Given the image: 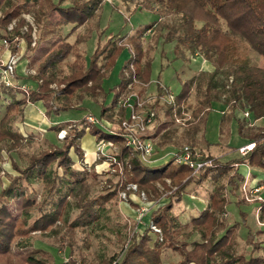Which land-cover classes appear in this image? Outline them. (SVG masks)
I'll return each mask as SVG.
<instances>
[{
    "label": "trees",
    "instance_id": "16d2710c",
    "mask_svg": "<svg viewBox=\"0 0 264 264\" xmlns=\"http://www.w3.org/2000/svg\"><path fill=\"white\" fill-rule=\"evenodd\" d=\"M101 2L102 0H0V40L11 43L13 47L15 39H22L24 53L38 50L50 34L46 28L49 25L47 18L52 12L58 14V28L72 25L69 31L71 35L87 25L96 10L101 8ZM137 5L139 10L160 19L137 30V36L129 39L132 47L130 58L119 70V83L113 89L111 105L99 108V119L112 121L109 110L116 108L121 94L133 80L140 83L148 81L152 50H144L141 39L147 28L150 31L155 29L154 41L158 42L162 38L163 44L173 45L174 61L188 63L190 57L199 54L214 69L211 73L200 72L195 78L197 85L194 105H189L193 121L189 124L190 129L186 135L193 138L198 124L204 123L212 108L222 107L230 112L221 114V133L228 132V124L234 119L237 134L246 139L248 144L253 143V148L239 161L223 163L205 155L202 158L212 160V166L203 168L194 176L186 165L175 164L173 159L158 166L143 163L137 151L122 144L120 128L104 131L96 124L72 127L70 122H64L69 131L62 146L49 145L45 150L29 154L23 168H19L15 162L11 163L16 175L10 178L6 187L0 189V264H55L51 254L31 247V235H57L62 230L59 225L66 222V215L70 210L69 198L72 197L78 213L66 223L64 233L73 238L77 229L97 223L105 206L120 192H126V187L130 184H134L147 197H158L157 200L160 196L157 184L164 185L170 192L167 196L169 202L150 214V223L159 229L162 238L159 240L156 234L157 237L153 240L149 235L151 230L147 228L140 235H132L125 249L103 259L101 264H163V258L168 252L179 258L176 264H264V240L258 239L259 236H264V229L255 232L247 230L245 244L251 247L250 253L247 256L243 253L236 254L231 247L237 242L238 230L241 227L248 229L247 213L239 210L241 221L232 224L221 217L229 204L227 191L233 193L228 187H233L236 191L244 181L235 167L245 165L264 171V127L254 131V127L244 126L252 121H264V67L253 64L240 51V45L243 44L258 56L264 57V0H139ZM24 14H30L35 22L36 40L33 47L32 28L28 27L24 33L21 30L26 25ZM163 16L177 18L178 22L175 25L160 23ZM222 22L225 29L222 28ZM12 23L14 27L8 30ZM197 23L202 24L200 28H197ZM89 38L90 32H78L73 44L63 41L46 54L44 61L34 70V75L25 79L31 81L34 87L29 90L28 96L17 98L16 94H10V103L0 118V147L5 145L6 151L10 153L18 148L31 146L30 142H24V136L13 127L17 115L20 121L23 120V109L28 104L41 102L45 115L50 118L73 110L74 99L80 101L87 97L96 100L103 93L105 101L103 80L107 73L113 71L125 48L117 46L114 41L115 38L122 37L110 36L104 44H97L87 61L80 53L79 45L86 43ZM71 54L75 59L69 71L63 73L60 70L58 73V67ZM102 59L106 61L103 68L100 66ZM129 64L135 71L128 72L129 75L126 76ZM222 77L225 79L227 95L224 104L219 102L221 93L217 86ZM179 84V92L173 95L174 104L159 105L163 115L172 122L175 115H180V108L187 104L191 95V81H180ZM156 88L158 98L166 95V90L159 83ZM4 93L9 94L6 90ZM159 99L150 105L152 109L159 104ZM239 112H247L249 120L242 118L243 121H240L236 117ZM80 121L84 125L86 120L81 118ZM63 124L52 127L51 131L64 130L65 128L61 129ZM86 128L96 138V142L107 141L118 147V152L113 156L116 164L112 165L113 169L119 170L118 181L113 184L107 180V192L92 196L87 194L85 185L87 173L75 171L70 155L72 152L78 159L83 158L80 140L86 134ZM188 147L195 151L190 144ZM172 165L174 167L170 169ZM229 171H233L230 176ZM166 180L170 181L172 189L166 186ZM209 181L214 185L209 193V204L189 223L192 232L198 233L201 241L189 244L181 239L184 235L180 221L172 214V210L182 200L189 184L201 186ZM36 182L43 184L39 201L38 192L33 187ZM245 204L242 197L236 201L239 209ZM254 209L259 210V218L264 222V199L256 202ZM33 212L35 214L31 219ZM69 264L78 263L70 258Z\"/></svg>",
    "mask_w": 264,
    "mask_h": 264
},
{
    "label": "rangeland",
    "instance_id": "374dc122",
    "mask_svg": "<svg viewBox=\"0 0 264 264\" xmlns=\"http://www.w3.org/2000/svg\"><path fill=\"white\" fill-rule=\"evenodd\" d=\"M53 1L56 2L57 0ZM138 1L139 0H102L101 8L96 10L87 25L80 27L71 35L69 34V31L71 30L72 25L58 28L56 26L58 14L52 12L47 18V23L49 25L46 28L47 32H50V34L38 50H29L24 53V42L22 39L19 41H17L18 39H15L14 41L16 44H12L13 47L10 45L11 43L6 41L7 44L5 45L2 43L5 40H0V71L8 65L11 56L16 57L17 59L10 76L12 84L9 86L0 82V93H4L5 90L9 93H4L5 95L0 94V118L4 114V109L7 104L10 103L11 93L16 94L17 98H22L23 96L27 97L29 90L34 88L32 87L33 83L25 79L28 78L27 76L34 75V70L44 61L46 54L56 49L63 41L73 44L78 32L81 34L90 32V38L87 42L79 45V51L84 55L87 61L97 44H104L110 36L122 37L121 39L115 38L114 41L117 43V46L125 48V53L124 56L119 59V66L114 68L112 72L107 73L103 80L102 89L105 94V101L103 100V93L96 100L87 97L80 101L74 99V109L67 113H61V120L67 117L69 120L67 122H70L72 127H83L86 124H96L104 131H115L120 128L122 120L127 116V111L118 105V101L116 103V108L109 110L112 117V121L110 122L99 119V108L104 105L108 107L113 101V89L119 83V67H121L125 61L129 60L132 52L129 39L137 36V30H141L145 26L157 22L160 19L152 16V14L148 12L139 10L137 7ZM23 18L25 19L26 25L21 30L24 33L27 32L28 27L32 28L31 36L33 42L31 45L33 47L36 40L35 22L30 14H24ZM161 22L164 24L171 23L175 25L177 24L178 19L171 16H163L160 23ZM223 24L224 23L222 22V28L225 29ZM201 25V23L196 24L197 28H200ZM13 27L14 23L8 26V30H11ZM154 32L155 29L150 31L147 28L141 39L143 49L146 50L147 48H151L152 50L149 78H151V80L159 79L161 83L163 82V84L165 83L172 87L174 86V80L176 81V79L179 82L188 80L192 82V89L187 104L180 108V115H175L173 122L163 115V110H160L159 105L165 102L161 100L162 97H159L160 99L158 98L157 91L154 89L158 83L157 81L151 83L153 91L144 93L136 92L134 87L137 84L139 85L140 82L134 83L132 81V83L129 84L131 85V89H128V85L126 91L121 94L120 98L129 96V92L137 94L141 98V101L145 102L146 107L155 112V119L148 128L145 129L143 134V136L150 139L153 144V154L149 158L152 163L145 164L155 166L158 163H166L170 159H173L172 155L175 154L176 151L182 150L184 146L188 147L189 144L193 146L195 152L202 155V157L205 155L212 156L215 159L218 157L219 159L216 160L223 163L228 161H239L242 155L238 152L240 145L237 138L239 135H237V124L235 120L233 119L229 122L227 127L228 132L223 131L221 133L220 131L221 114L229 113V109L222 107L212 108L207 114L204 123L198 124L195 136L190 138L186 135L190 129L189 124L193 121L191 115L192 109L189 105L192 107L194 105L197 85L195 78L200 72H213V67L210 66L207 61L202 59L199 54L190 57L188 63L174 61L172 54L173 45L163 44L162 38H160L158 42L154 41ZM240 51L243 55L248 56L253 64L258 67H264V57L258 56L243 44L240 45ZM74 59V55L71 54L58 67V73L60 70H62L63 73H67ZM105 62V59L101 60L100 66L102 68ZM134 71V67L129 64L125 75L128 76V72L132 73ZM217 86L218 92L221 93L219 102L224 104L227 95L225 94V79L223 77L218 80ZM53 88L57 89L55 86ZM174 91L173 95L179 92V90ZM166 92L170 93L169 91ZM157 99H159L160 102L155 109H152L150 105L157 101ZM147 108L140 110V114L148 110ZM38 115L39 116L36 117L35 112L34 114H29L27 112L22 121H20V117L17 115L16 122L13 124V127L17 128L24 136V142L27 141L31 143L30 147L18 148L8 153L6 151V146L1 145L0 189L6 187L10 178L16 175V172L12 169V162H15L19 168H23L26 165L28 155L31 153H37L40 150H45L49 145H53L49 144V142L54 143L59 147L62 146V141L67 136L69 128H66L63 124L64 122H62L63 126L61 129L65 128L64 131L66 133L64 137L61 138L60 132L63 130L51 132V128L47 121L50 120V118L45 115V112L44 115ZM236 117L240 121H243V112L237 113ZM81 118L86 120L84 125L81 124ZM89 118H93L94 122H89ZM244 126L245 128L254 127L252 130L256 131L264 127V121H252ZM88 130L89 129L86 128L87 132ZM161 138H164V140L161 141ZM100 142H96L93 153V163H100V161L107 162L109 167L106 170L101 171L99 166L96 167L99 164L91 167L93 163L91 165L86 163V161L83 160L86 158L85 152L82 155L83 159H78L72 154V152L70 153L74 161L73 168L75 171L87 173L85 185L89 196L107 192V180L114 184L119 179V175L117 174L119 170L113 169L112 166L113 164H116L113 156L118 152L117 145L109 142L112 146H101L102 153L100 154L98 153V144ZM122 144L124 145L123 140ZM238 166L240 165H237L235 169H237ZM172 167H174V165L170 166V169H172ZM247 168L251 171L247 170L244 181L239 184V189L235 191L233 187H228L232 189L233 193L227 191L229 204L225 208V213L221 214V217L226 218L228 224H232L233 222L241 221L239 210L246 212L248 227L251 228L250 231L255 232L264 229V222L259 218V210H254V206L251 204H255L264 199V197L261 196V192L264 191V186H258L256 184L251 185L252 180H254L252 176L264 181V171L257 168ZM232 172L233 171H229L228 176H230ZM222 182L224 183L225 181L222 180ZM133 185L134 184L128 185L126 187V192H120L118 196L113 198L112 201L105 206L101 218L97 223L77 229L74 232L73 238L68 237L64 233L66 223L70 222L78 213V209L76 208L72 197H70V210L66 215V222L59 225L62 230L59 231L57 235H42L34 233L29 240L31 247L42 249L51 254L55 264H69L70 258L71 260H75L78 264H101L103 259L110 258L125 249L129 244V238L132 235H140L146 231L147 228H150L151 231L149 232V235L153 240L156 239V234L160 240L162 234L159 232V229H153V226L150 223V214L169 202L167 196L170 192L166 190L164 185L157 184L156 188L160 194L159 199L157 200L158 197H147L143 191H139L137 188L136 190H131L130 188L133 187L130 186ZM166 186L168 188L171 187V189L173 188L169 180H166ZM33 187L38 192L37 201H39L42 197L41 194L43 193V184L41 182H36ZM259 187L260 193H255V188ZM213 188L214 185L211 181L205 182L201 186H196L193 183L189 184L184 190L182 200L174 205L172 214L177 216L180 221L181 232H183L184 235L181 239L189 244L201 241L200 235L192 232L189 223L193 217L197 216L198 213L208 206L209 193ZM241 197L246 204L240 206L239 209V207L236 206V201ZM258 197L261 199L258 200ZM34 214L35 212L32 213L31 219H33ZM239 230L240 232L237 242L231 247V250L236 254L243 253L247 256L250 253L251 247L245 244L246 231L243 230L242 227ZM218 234H220V232ZM258 239L264 240V236H259ZM178 261L179 258L172 255L170 252H168L163 258V264H176Z\"/></svg>",
    "mask_w": 264,
    "mask_h": 264
},
{
    "label": "built area",
    "instance_id": "2783aa9c",
    "mask_svg": "<svg viewBox=\"0 0 264 264\" xmlns=\"http://www.w3.org/2000/svg\"><path fill=\"white\" fill-rule=\"evenodd\" d=\"M3 44H7L6 41L2 42ZM17 62L16 57L11 56L9 63L3 70L0 71V82L4 85H11L10 76L12 74V70L14 64ZM135 83V80H133ZM129 90L131 89V85L128 86ZM130 95L127 97H121L118 99V105L127 111V116L121 122V139L124 142V145L128 148H131L139 153V158L143 163H152L149 158L153 154V144L152 141L143 136L145 129L152 123L155 119V112L146 107L145 102L141 101V98L132 92H129ZM163 102L167 105L174 104V96L172 93H167L164 97L161 98ZM143 108H147L144 113L140 114V110ZM243 116L246 120H249V114L247 112L243 113ZM89 122H94L93 118H89ZM65 131L60 132V137L63 138L65 135ZM98 147V153H102L101 146L108 145L109 142H100ZM254 144L249 143L245 146H242L238 149V152L244 156L248 151L253 148ZM175 164H183L186 165L191 171L192 175L196 176L203 168H208L212 166V160L203 159L202 155L191 150L190 147L184 146L182 150L178 153L172 155ZM131 190H136V186H130ZM255 193H260V187L255 188ZM260 200L261 198H257ZM257 200V201H258ZM155 229V227H153Z\"/></svg>",
    "mask_w": 264,
    "mask_h": 264
},
{
    "label": "crops",
    "instance_id": "0c3cea01",
    "mask_svg": "<svg viewBox=\"0 0 264 264\" xmlns=\"http://www.w3.org/2000/svg\"><path fill=\"white\" fill-rule=\"evenodd\" d=\"M124 53H125V51H123L122 53H121V55H120V57L117 59V61H116V65H115V68L117 67V66H119V59L120 58H122L123 56H124ZM210 65V64H209ZM211 66V65H210ZM119 68H121V67H119ZM172 77H173V74H172ZM154 81H157V80H151V78H149L148 79V81H147V83L145 84V83H140L139 85L137 84L135 87H134V90L136 91V92H139V93H144V92H150V91H153V88H152V86H151V83H153ZM160 81V80H159ZM159 81H157L160 85H161V87L163 88V89H165L166 91H169L170 93H172V94H174V90H179L180 89V84H179V81L176 79V81L174 80V86L172 87V86H170V85H166L165 83L163 84V82L161 83V81L159 82ZM157 83V84H158ZM142 84V85H141ZM141 87H143V88H141ZM156 91H157V88H156V86H155V88H154ZM146 90V91H145ZM1 95H5L4 93H0ZM219 108V107H218ZM35 109V110H34ZM221 111H223V110H221ZM220 111V112H221ZM29 113V114H31V113H33L34 114V112H35V116L36 117H38L39 115L38 114H42V115H44V112H45V109H44V107H43V104L41 103V102H38V104L36 103V104H28V105H26L25 107H24V109H23V119H24V115H26V113ZM61 118H62V116H52V117H50V120H47L48 121V125L50 126V128H52V127H54V126H56V125H58V124H62V122H67V121H69L68 120V118L66 117V118H63V120H61ZM51 132H54V131H51ZM87 132V131H86ZM238 135V134H237ZM237 138H238V142H239V145H240V147H242V146H245V145H247L248 144V141L246 140V139H243V138H241V137H239V136H237ZM83 142V143H82ZM49 144H53V145H55L54 143H51V142H49ZM95 145H96V138L93 136V135H91L90 133H86L83 137H82V139L80 140V148H81V150L83 151V153L85 152L86 153V158L85 159H83L84 161H86V163H88L89 165H91L92 163H93V153H94V148H95ZM73 154V153H72ZM216 159H219L218 157L216 158ZM157 161H159V160H157ZM165 162H163V163H158L157 165H155V166H158V165H161V164H164ZM94 164V163H93ZM91 165V167H94L95 165H97V164H99V165H97L96 167H100V170L101 171H103V170H106L109 166H108V163L107 162H105V161H100V163H96V164H94V165ZM249 168H247V166H244V165H240V166H238V168L236 169V171L239 173V174H241L243 177H245L246 176V174H247V170H248ZM248 171H251V170H248ZM262 171V170H261ZM252 178H254V180H252V183H251V185H258V186H264V181H262L261 179H259V178H255V177H252ZM261 196L262 197H264V191H262L261 192ZM251 205H253L254 206V204H251ZM246 206H250V205H246ZM255 210V209H254ZM247 227H248V224L246 225ZM243 230H245V231H247V230H250L251 228H249L248 227V229H245V228H242ZM239 232H240V230H238V234H239Z\"/></svg>",
    "mask_w": 264,
    "mask_h": 264
}]
</instances>
